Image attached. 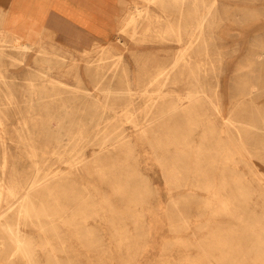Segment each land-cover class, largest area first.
Segmentation results:
<instances>
[{
	"label": "rangeland",
	"instance_id": "obj_1",
	"mask_svg": "<svg viewBox=\"0 0 264 264\" xmlns=\"http://www.w3.org/2000/svg\"><path fill=\"white\" fill-rule=\"evenodd\" d=\"M111 1L112 38L84 41L89 44V52L82 53L80 50L85 43L66 40L64 34L68 37L73 34L65 30L64 25L48 27L41 21L48 0H17L16 14L9 10V0H0V48L15 40L20 45L15 49L17 59L1 65L0 75L10 76L7 80L12 83V93L17 95L20 106H25L22 100L28 95L26 86H20L29 81L27 77H36L45 70L68 84L84 78V84L92 88L97 82L94 76L97 69L99 74L105 73L100 81L103 86L109 81L107 76H117V79L111 77L116 80L111 89L126 90L121 98L133 99L141 112L144 98L138 90L145 62L157 60L163 65L176 55L179 46L164 21H152L151 28L135 33L128 25L120 38L116 37L117 27L137 6L143 9L144 3L141 0ZM196 1L198 9H204V4L211 0ZM96 2L98 13L109 6L107 0ZM215 4L214 13L211 11L206 16L201 38L202 43L208 41V75L202 79L203 90L212 97L218 89L225 119L234 113L235 127L228 123L227 129L233 136L240 131L247 149L235 151L231 142L223 138L220 145L214 147H222L215 159L218 166L202 178L188 175L195 186L188 188L190 184L181 178V171L188 168L190 157L176 160L175 165L172 162L177 157V142L185 135L198 139L205 129L210 106L202 103L204 110L199 114L202 112L199 101L193 98L186 103L188 117L201 120L192 130L194 125L182 117L180 106L174 105V98L168 96L164 101L173 108L165 112L164 128L159 132L162 138L170 139L166 151L140 140L138 131L121 119L127 138L136 142L134 155L119 162L128 173L124 179L125 189L116 190L111 181L117 176L116 171L103 178L91 166L69 173L70 167L65 162L55 161L51 154L50 160L44 161L50 175L63 172L87 185L88 192L79 191L78 205L90 214L87 226L93 228L95 241L89 244L85 241L88 236L85 240L71 237L66 225L53 218L51 226L55 228H51L49 245L43 250L37 230L24 225L23 229L34 238L35 264H264V0H216ZM193 7L191 0H187L185 15L189 14L186 16H191V20L195 14ZM153 11H160L158 5H151L149 14L141 10L138 21L152 17ZM94 30L101 32L98 27ZM45 52L60 57L47 61ZM147 78H142V82ZM112 93L110 98L114 97ZM7 136L4 140L17 159L19 148ZM34 136H38V132ZM83 150L90 159L97 145L85 144ZM26 161L27 168H33L34 162ZM0 230V241H5V232L3 228ZM234 237H238L239 246H233ZM15 264H24L18 255Z\"/></svg>",
	"mask_w": 264,
	"mask_h": 264
},
{
	"label": "bare ground",
	"instance_id": "obj_2",
	"mask_svg": "<svg viewBox=\"0 0 264 264\" xmlns=\"http://www.w3.org/2000/svg\"><path fill=\"white\" fill-rule=\"evenodd\" d=\"M141 1L144 3L143 9L137 6V9L127 16L126 20L117 27L116 37L120 38L128 25L132 33H135L151 28L152 21H164L166 29L172 32L179 46L176 55L163 65L157 60L145 62L142 78H148L145 82H142L141 78L139 83L141 88L138 90L139 95L144 98L141 112L138 111L133 99L130 97L125 99V96L121 98L126 90L117 92V86H114L116 89H111L112 82L116 81L112 79H117V76L113 74L107 76L109 81L103 86L100 81L105 73L99 74L97 69L94 71L97 82L95 81L92 88L84 84V78L78 79L77 83L68 84L45 70L40 71L36 77H27L29 81L20 85L26 86L28 94L22 100L25 106H20L17 95L12 93V83L7 80V78L10 80V76L0 75L4 80L3 83L0 82V229L3 228L5 232V241H0V264H15L17 255L22 258L24 264H35L34 238L23 229L24 225H31L37 230L38 241L43 250L49 245L51 228L53 230L55 228L54 225L51 226L53 218L66 225L71 237L85 240L88 236V240L85 241L89 244L95 241L93 228L87 226L90 214L84 212L78 205L79 191L88 192L87 185L70 178V175H63V172L62 175H58L57 172L50 175L49 169V172L46 171L47 164L44 161L50 160L54 155V160L65 162L71 169L69 173L73 174L79 167L91 166L101 178L109 177L113 171H116L117 176L111 181L116 185V190L125 189L127 183L124 179L126 180L127 170L121 167L119 162L127 161L134 155L136 142L127 138L128 134L121 128L123 125L121 119L124 118L136 129L135 131H138L140 140L145 141L152 148L166 151L170 139L162 138L159 132L164 128L165 112L173 106L170 107L169 103L164 101L165 97L174 98V105L180 106L182 117L188 119L190 125H194L192 130L199 126L201 120L188 117L186 103L194 98L199 101L200 106L205 102L210 106L208 119L204 122L205 129L198 139L193 138L192 135L190 137L185 135L177 142L175 153L177 157L172 162L175 165L176 160L190 157L188 168L181 171V178L190 184L188 188L195 187L188 175L192 174L197 179L202 178L208 176L213 167L218 166L215 159L222 147L219 149L214 147L220 145L223 138L231 142L235 151L239 148L247 149L240 131H237V136H233L227 129L228 123L235 127L234 113L225 119L218 101V89H215L212 97L203 90V77L208 75L206 66L208 41L202 43L201 38L204 37L206 16L211 13L216 0L204 4V9H198L197 1L191 0L194 5L193 11L195 10L194 20H191V16H189L191 19L186 16L189 14L185 15L187 0ZM153 4L158 5L160 11H153L150 14L152 17L146 16L142 21H138L141 10L149 14L150 6ZM15 41H10L6 47L0 48V66L17 59L15 49H19L20 45ZM84 43L80 51L88 53L89 44ZM45 53L48 55L47 61L60 57L56 53ZM36 79L38 82H34ZM119 83L118 81L117 84ZM126 83L125 85H128ZM165 87L167 89H164ZM112 92L114 97L110 98ZM126 96L128 97L129 94ZM36 104L41 105L36 106ZM200 110L202 112L199 114H202L204 106H201ZM22 111L25 113H21ZM218 119L220 122L217 121ZM34 127L41 130L33 131ZM37 132L38 136H34ZM6 134L19 148L17 159L4 140ZM85 144L97 145V150L93 151L94 154L90 159L84 153ZM27 159L34 162L33 168H27ZM107 163L111 164L110 167L104 168ZM49 164L51 165V162ZM237 241L238 237H234L233 246H239L240 243Z\"/></svg>",
	"mask_w": 264,
	"mask_h": 264
},
{
	"label": "crops",
	"instance_id": "obj_3",
	"mask_svg": "<svg viewBox=\"0 0 264 264\" xmlns=\"http://www.w3.org/2000/svg\"><path fill=\"white\" fill-rule=\"evenodd\" d=\"M16 1L9 0L8 7L13 14H16ZM48 3L47 6L45 2L46 8L42 13L41 21L48 27L54 24L64 25L65 30L73 34L71 37L64 34L63 37L66 40L79 43L96 39L105 41L112 38L113 30H110L112 19L109 16L111 0H107L109 6L104 7L99 13L96 0H48ZM95 27H98L101 32H96Z\"/></svg>",
	"mask_w": 264,
	"mask_h": 264
}]
</instances>
